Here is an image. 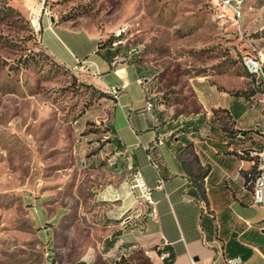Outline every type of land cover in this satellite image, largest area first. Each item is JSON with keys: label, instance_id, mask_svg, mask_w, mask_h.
Masks as SVG:
<instances>
[{"label": "rangeland", "instance_id": "obj_1", "mask_svg": "<svg viewBox=\"0 0 264 264\" xmlns=\"http://www.w3.org/2000/svg\"><path fill=\"white\" fill-rule=\"evenodd\" d=\"M231 3L239 17L225 0H0V264H156L140 245L105 250L110 224L136 218L131 209L110 216L120 201L113 192L130 191L116 177L125 166L105 120L111 96L48 55L32 8L137 48L134 62L157 97L190 110L192 76L249 74L250 42L264 56V0ZM251 75L248 90H264Z\"/></svg>", "mask_w": 264, "mask_h": 264}, {"label": "crops", "instance_id": "obj_2", "mask_svg": "<svg viewBox=\"0 0 264 264\" xmlns=\"http://www.w3.org/2000/svg\"><path fill=\"white\" fill-rule=\"evenodd\" d=\"M37 29L45 51L58 63L76 68L79 59L92 60L100 72L94 74V66L86 70L92 84L107 92L120 87L118 98L110 94L105 120L117 149L114 157L125 166L116 177L130 191H104L120 198L111 217L119 219L131 209L136 218L110 224L105 239L116 240L110 249L140 245L156 264H225L224 256L264 264V204L253 202L264 161L257 142L252 143L257 130L264 132V90H248L252 75L232 69L196 74L190 78L196 106L178 110L141 76L134 48L104 44L107 33L60 21L52 13H42ZM115 59L119 63L113 65ZM138 170L151 188L155 210L135 195Z\"/></svg>", "mask_w": 264, "mask_h": 264}, {"label": "built area", "instance_id": "obj_3", "mask_svg": "<svg viewBox=\"0 0 264 264\" xmlns=\"http://www.w3.org/2000/svg\"><path fill=\"white\" fill-rule=\"evenodd\" d=\"M225 3L230 7L233 11V13L236 16L241 15V11H239V8L231 3V0H225ZM33 15L37 17L38 24L40 26V20H41V12H37L35 9L32 8ZM44 13H50L48 10H45ZM122 42H114L115 45L121 44ZM251 48L247 52V54L244 56V59L248 61V65L252 67L253 76L256 78L257 84H264V56H261V51H255V45H253L250 42ZM134 51H137V48H134ZM119 63L117 59H115L112 64L116 65ZM90 66H94V74L99 75L100 72L98 70L97 64L89 59H79L78 63L76 65V68H79L80 70H88ZM140 83H143V79H139ZM112 90L116 91L120 94V87L113 85L110 86ZM152 107H153V101L148 100L146 102V110L152 114ZM160 142V140H159ZM261 155H264V148L259 152ZM134 186L137 187L141 193V196L145 199H150V205H155L156 202L152 198L151 194V188L145 183V180L143 178L142 173L138 170L136 174V178L134 179ZM255 182V190H253V202L254 203H262L264 204V163H262L261 168L258 170V173L256 175ZM133 218V214H127L124 217V221H129ZM220 252L224 255V248L220 247ZM167 252H164L161 257L164 258L167 256ZM225 258V264H243V259L240 256L235 257H227Z\"/></svg>", "mask_w": 264, "mask_h": 264}, {"label": "trees", "instance_id": "obj_4", "mask_svg": "<svg viewBox=\"0 0 264 264\" xmlns=\"http://www.w3.org/2000/svg\"><path fill=\"white\" fill-rule=\"evenodd\" d=\"M8 7H10V9L12 10V9H14L12 6H8ZM20 13V12H19ZM68 18H64V20H61V21H65V20H67ZM113 42V40H112V38H108L105 42H104V44H107V43H112ZM49 55V54H48ZM54 59V58H53ZM62 65V64H61ZM64 66V65H63ZM103 93V95H107V94H105V92H102ZM110 93V92H109ZM111 94V93H110ZM112 95V94H111ZM113 96V95H112ZM114 97V96H113ZM115 98V97H114ZM226 111V110H225ZM228 114V113H227ZM110 129V128H109ZM244 132H247V130H244ZM115 238H111V239H109V240H107V245L105 246V250L106 251H108L113 245H114V243H115Z\"/></svg>", "mask_w": 264, "mask_h": 264}, {"label": "bare ground", "instance_id": "obj_5", "mask_svg": "<svg viewBox=\"0 0 264 264\" xmlns=\"http://www.w3.org/2000/svg\"><path fill=\"white\" fill-rule=\"evenodd\" d=\"M38 21V20H37ZM245 65L247 67V69L249 70V72L251 74H253V71H252V67H250L248 65V61L245 59ZM108 91L115 97V98H118L119 97V93H117L116 91L112 90L111 88H108ZM262 156V162L264 161V155H261ZM137 174V173H136ZM135 178H136V175H135ZM254 190H255V186H254ZM148 202H150V199H147ZM153 210H155V205H153Z\"/></svg>", "mask_w": 264, "mask_h": 264}]
</instances>
